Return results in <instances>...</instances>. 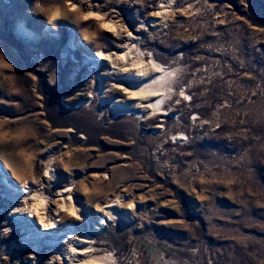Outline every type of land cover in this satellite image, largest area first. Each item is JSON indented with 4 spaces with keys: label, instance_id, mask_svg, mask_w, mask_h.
Wrapping results in <instances>:
<instances>
[{
    "label": "rangeland",
    "instance_id": "374dc122",
    "mask_svg": "<svg viewBox=\"0 0 264 264\" xmlns=\"http://www.w3.org/2000/svg\"><path fill=\"white\" fill-rule=\"evenodd\" d=\"M0 264H264V0H0Z\"/></svg>",
    "mask_w": 264,
    "mask_h": 264
},
{
    "label": "bare ground",
    "instance_id": "6f19581e",
    "mask_svg": "<svg viewBox=\"0 0 264 264\" xmlns=\"http://www.w3.org/2000/svg\"><path fill=\"white\" fill-rule=\"evenodd\" d=\"M98 61L100 62L98 66L101 67L104 63L107 62V59L101 54L98 55ZM164 73L165 71L162 68L153 66L146 68V70L124 68L123 72L119 74L120 79L125 82L124 86L127 87V91H129V93L134 96L136 103H138V107L136 104V109L141 111V109L144 108L142 110L144 113L146 112V109H150L151 111L157 101L163 102L164 98H161L164 95L163 88L165 86L163 87V84L165 85V83H163L164 81L162 82L160 79L162 78L161 75H164ZM164 96H166V94ZM155 98H158V100H156V102H153L152 100ZM144 99L148 100V104H146V106L144 107L139 106L140 102H143ZM127 100L131 99L128 98L126 99V101ZM23 193L27 197L33 194L31 198L37 195H40L41 197L43 196V200H45L46 206L44 205V207H39L37 205H31L30 207L24 209L17 208L12 214L13 217L16 216V218H18L20 221L27 220V223L24 226L23 230L25 232H27L28 230L31 231V237L25 236L22 245L24 247L28 246L29 242L35 240L32 239V237H39L40 240H42V242L45 244V246L49 248L61 247L62 245H64L65 242H67L66 240H69L70 237L68 235L61 234V232H63L61 231L62 225H60L59 223L57 224L58 221H56V219L60 218V216L65 212V206L60 205L61 207H59L58 205H53L51 201H49V197L46 196L45 190H38L37 186L26 187ZM26 211L28 212L26 213ZM71 212L75 214V212L77 211ZM68 222L69 221H66L65 223Z\"/></svg>",
    "mask_w": 264,
    "mask_h": 264
}]
</instances>
